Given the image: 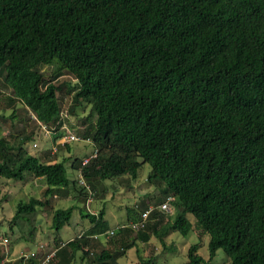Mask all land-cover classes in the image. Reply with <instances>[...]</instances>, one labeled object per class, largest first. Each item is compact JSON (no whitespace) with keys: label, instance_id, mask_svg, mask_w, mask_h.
Masks as SVG:
<instances>
[{"label":"trees","instance_id":"1","mask_svg":"<svg viewBox=\"0 0 264 264\" xmlns=\"http://www.w3.org/2000/svg\"><path fill=\"white\" fill-rule=\"evenodd\" d=\"M51 65L75 80L66 117L90 106L80 133L98 149L83 167L90 186L136 179L148 163V182L161 204L174 197V211L152 208L143 228L109 229L104 209L83 210L89 192L68 168L77 172L84 157L60 159L69 142L35 155L29 134H1L0 178L31 173L45 181L43 197L18 203L11 229L39 208L52 209L51 227L62 229L79 205L54 207L58 194L83 201L81 215L91 221L47 264H73L78 254L120 264L108 248L91 250L93 239L115 229L111 236L126 234L132 244L155 236L167 246L169 232L193 230L188 213L209 234L211 258L222 248L229 264H264V0H0V85L12 91L0 94V104L21 101L40 136L48 138L46 126L56 145L68 131L60 129L61 84L45 73ZM198 247L182 264H204ZM3 260L0 254V264H24Z\"/></svg>","mask_w":264,"mask_h":264},{"label":"rangeland","instance_id":"2","mask_svg":"<svg viewBox=\"0 0 264 264\" xmlns=\"http://www.w3.org/2000/svg\"><path fill=\"white\" fill-rule=\"evenodd\" d=\"M45 73L47 77H56L54 82L61 84L58 95L62 110L67 113L69 106L72 104L73 94L68 84L70 81L74 83L75 80L71 79L65 70L58 69L57 65L46 66ZM1 89L0 94H12L11 90L4 88L2 85H0ZM13 109L16 110V115L11 117L14 112ZM89 111V105L78 107L75 115L64 116L62 121L66 123L71 132L80 134L89 123L84 124L82 122ZM0 113L5 117L0 122V135L4 134L12 140L18 134L19 136L29 134L31 139L27 141V148L35 155H39L43 149L52 146L53 137L50 136L51 134L48 135V138L40 136L37 132V123L33 118V113L26 111V107L21 101L8 104L6 98L2 97ZM32 140H37L41 146L39 148L33 147L34 141ZM69 143L71 148L65 149L63 147L60 159L63 156L68 157L70 153H73L71 158H74L76 154L86 157L87 153L91 152L92 145L89 142L75 141ZM150 169L151 166L145 163L136 179L125 175L97 181L94 185H91L96 193H94L92 201L86 202V206L81 200L78 202L73 197H63L59 194L53 198L52 204L54 207H69L74 204L85 206V209L83 208L85 212L90 210L96 212V214L104 209V219L109 227L116 228L119 225H127L135 221L133 217L137 216L139 218L140 214L146 209L160 207L161 194L147 180ZM68 174L71 178H78V172L70 167L68 168ZM0 184L2 189L0 196V235L8 236L11 240L8 258H17L21 251L35 249L39 243H46V248L50 252L69 239L77 237L91 226L90 219L81 215V207L78 206L74 210L70 221L59 231L51 227L53 210L50 208H39L30 223L21 221L11 229L10 221L17 211L18 203L22 200L28 201L31 196L43 197L45 181L29 173L21 180L2 177L0 178ZM173 211L172 206V210L166 213L167 215L172 214ZM187 216L193 222V230L188 235H182L176 230L169 232L164 238L167 246H164L155 236H152L149 242H139L137 245L132 244L130 241L126 242V234L115 236L101 234L97 237V240L96 238L93 239V245L90 246V249L98 253L102 249L108 248L115 254L120 264H138L140 257L152 258L151 264H182L188 259L190 246L199 244L198 253L204 258V264H229L231 259L222 248L218 249L214 257H210L209 234L195 220L192 213H188ZM0 254L5 257L1 249ZM80 255L76 256L73 264H96L90 263L88 257L84 259Z\"/></svg>","mask_w":264,"mask_h":264},{"label":"built area","instance_id":"3","mask_svg":"<svg viewBox=\"0 0 264 264\" xmlns=\"http://www.w3.org/2000/svg\"><path fill=\"white\" fill-rule=\"evenodd\" d=\"M64 116H67V113L62 112V118H64ZM33 117H35L34 114H33ZM43 129L45 130L46 136H48L52 132L46 126H43ZM60 129H64V130L67 129L68 132L65 133L62 137H60L57 140L56 145H52L54 151L57 150L58 144H64L66 142L83 141L86 143L89 142L90 144L92 143V140L90 137H83L78 133L71 132L65 122H63L60 125ZM33 146L38 147L39 143L37 141H34ZM97 153H98V149L94 148L89 155H87L86 157L83 158L81 166L77 170V172H78L77 176H78L79 183L82 184L83 186H85L89 192V197L87 200L88 203L90 201H92V198L94 196V191L84 177L83 167H84V165H86L90 161L91 158L95 157L97 155ZM173 200H174V197H169L167 199V201L160 204V208L164 211L170 212L172 210V204L171 203ZM151 210H152V208L146 209L145 211H143L141 213V218L138 221L131 222L130 225H132L136 229H140V228L145 227ZM114 232H115V229H112V230L107 232V235L111 236L114 234ZM10 242H11V240L8 236H1L0 235V249L2 250V253L5 254V257H6V259L4 257L3 261H5V260L9 261V260L16 259V258H8L9 254H10ZM46 246H47L46 243H39L37 248L34 250L30 249V250H26V251H24V250L21 251L17 258L23 259L24 264H27L29 260L34 259V258H37L39 260V262L38 263H32V264H47L50 261L51 257L55 254V251L57 248H53L49 252L47 250ZM42 257H44V258H42Z\"/></svg>","mask_w":264,"mask_h":264},{"label":"crops","instance_id":"4","mask_svg":"<svg viewBox=\"0 0 264 264\" xmlns=\"http://www.w3.org/2000/svg\"><path fill=\"white\" fill-rule=\"evenodd\" d=\"M133 219H135V218L133 217ZM136 219H137V218H136ZM89 227H90V226H89ZM89 227H88V228H89ZM109 228H112V227H109Z\"/></svg>","mask_w":264,"mask_h":264}]
</instances>
